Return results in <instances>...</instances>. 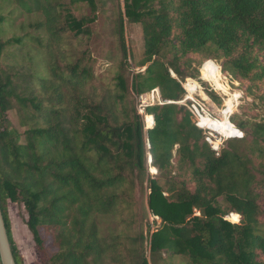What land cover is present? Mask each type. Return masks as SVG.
<instances>
[{
	"label": "trees",
	"instance_id": "16d2710c",
	"mask_svg": "<svg viewBox=\"0 0 264 264\" xmlns=\"http://www.w3.org/2000/svg\"><path fill=\"white\" fill-rule=\"evenodd\" d=\"M73 1L85 0H0L1 33L15 11L40 16L29 25L39 34L0 38V59L9 61L0 68V208L15 263L24 264L9 201L25 207L43 264H170L175 257L187 264H264L261 180L252 165L253 156L264 158V119L231 115L244 136L227 139L218 152L179 103L182 82L199 76L202 62L193 56L220 61L264 103V91L256 94L264 84V0H122L112 27L121 60L105 87L88 52L76 54L73 41L88 30L69 9ZM126 23L141 25L143 34L134 72ZM154 89L160 99L144 108L153 119L145 130L136 100ZM206 94L220 103L213 91ZM10 110L23 133L7 125ZM144 183L147 207L139 209L136 191ZM138 210L159 218L155 230L148 223L144 234ZM147 237L149 258L142 252Z\"/></svg>",
	"mask_w": 264,
	"mask_h": 264
},
{
	"label": "rangeland",
	"instance_id": "374dc122",
	"mask_svg": "<svg viewBox=\"0 0 264 264\" xmlns=\"http://www.w3.org/2000/svg\"><path fill=\"white\" fill-rule=\"evenodd\" d=\"M118 6H122V0H92L91 3L88 0L85 1H73L68 5L71 12L76 17H83L85 22L83 26L88 30L87 35L82 36L81 39L77 42L73 41L76 47V54L79 55L83 51H87L90 59L88 63L91 65L93 72L96 76L99 77L98 84L105 87L109 85L111 78L113 77L118 61L121 60V52L119 50L120 43L118 40V35H113L112 27L114 25V21L117 18ZM12 22L10 27H5L2 33L0 32V38L3 40H7L15 35L22 33H29L31 36H35L39 34L37 30L33 27H29L33 22L38 20L40 16L35 13H22L20 11H15L13 13ZM94 18V20L90 21V19ZM23 24L25 27L24 31L18 30V25ZM124 40L127 48V52L129 54L127 63L129 64V70L134 72L137 71L138 68L134 67L136 61L140 60L142 57L143 51V34L142 28L139 24H129L126 23L124 26ZM26 44H32L37 46L36 42L32 39L26 40ZM194 59L201 61V65L199 68V76L193 80H195L200 88L192 94V98H187L188 91L186 90L184 84L187 79L182 82L184 89L186 90V95L180 104L186 105L189 109L192 108L191 104L194 103L196 106L198 105V109L201 113H207L212 118L220 119L222 117L221 110L224 108L225 100L229 95H235L234 99V109L231 115L237 114V119L249 121H262L264 119V103L260 98H256L254 96L247 95V87L250 84L248 81L235 79L231 77L227 73L221 70V62H217L212 59H205L204 56H193ZM8 60L0 59V68H5L7 66ZM262 63L264 61L262 60ZM212 64H216L219 67L221 74V83L225 85L226 91L222 92L217 89V87L213 84L211 80H209L204 74L203 70L206 67H209ZM192 79V78H191ZM261 85V83H259ZM206 91H213L220 99V103L213 102L209 96L206 94ZM264 91V84L260 86L258 90H256V94L260 95ZM205 95V96H203ZM157 95L153 98V95ZM227 94V95H226ZM144 97H143V96ZM141 101L140 99L136 100L138 113L143 115L145 106L142 104H149L152 102L154 104L156 101H159V90L154 89L149 93L142 94ZM152 95V96H151ZM255 95V94H254ZM139 97V98H140ZM205 97V98H204ZM208 97V98H207ZM237 98V99H236ZM206 99V100H205ZM154 100V103H153ZM189 101V102H188ZM146 105V106H147ZM143 106V107H142ZM203 111H202V110ZM220 111V112H219ZM229 114V115H230ZM193 120L197 121V117L192 113ZM230 115V116H231ZM229 116V117H230ZM8 122L7 125L10 128H15L19 133H23L25 128L19 126L18 117L15 110H10L7 114ZM142 121L144 124V129H148V125H146L144 118L142 116ZM202 129V128H201ZM249 129V127H248ZM206 137H209L212 141L210 144L212 148L216 147V151L220 152L222 148L226 146L225 141L229 138L234 137H222L216 132H212L207 129H202ZM244 133L242 132V136ZM205 139L208 141V139ZM239 138V136L237 137ZM23 141V138L22 140ZM209 142V141H208ZM217 142L218 144L214 145L213 143ZM252 165L254 166L256 178L261 180V182L257 185L256 191L261 194V197L258 199V204L261 209L264 211V158L253 156ZM148 166H150V161L148 158ZM148 172L151 177H157L158 175L155 172H151L148 167ZM160 183L163 184V181L160 180ZM262 183V184H261ZM190 189H193V186H189ZM149 190L147 188V183H144L143 187L137 189L136 196L139 201V209L142 206H146L147 195ZM218 204L223 210H228L229 204L223 199V197L218 198ZM147 211V210H146ZM7 212L10 220V228L12 238L14 243L22 257L24 264H43V261L36 249V245L33 239V235L27 227V219L28 215L25 210V207L22 203H7ZM139 215L136 216L137 222L141 221L143 223V232L146 235V229L148 227V223L150 226V230L153 231L157 228L160 223L158 217L152 216L149 211H147V215L138 210ZM195 215H199L197 210H194ZM233 214V213H231ZM229 218L232 219L230 217ZM234 215V214H233ZM228 215H225L224 218L228 220ZM156 222H153V220ZM233 220V219H232ZM239 221L241 220L238 219ZM229 221V220H228ZM235 221V220H234ZM232 222V223H239ZM259 221L262 225H258V229L264 233V213L260 216ZM231 222V221H230ZM148 237L147 241L143 245L142 252L149 258V248H148ZM127 262V260H126ZM1 264V263H0ZM129 264V263H128ZM170 264H187V260L183 257H175L172 259Z\"/></svg>",
	"mask_w": 264,
	"mask_h": 264
},
{
	"label": "bare ground",
	"instance_id": "6f19581e",
	"mask_svg": "<svg viewBox=\"0 0 264 264\" xmlns=\"http://www.w3.org/2000/svg\"><path fill=\"white\" fill-rule=\"evenodd\" d=\"M203 74L209 80H211L213 82V84L217 87L218 90H220L222 92H227L225 85L221 83V74H220V70H219L218 65L212 64L209 67H206L203 70ZM184 86H185L186 90L188 91L187 98H189V99L192 98V94L195 93L198 90V88H200L198 83L191 78L187 79ZM201 94H202V92H201ZM203 96H205V95H203ZM235 97H236V94L235 95H229L228 98L225 100L224 108L221 110L222 117L220 119L212 118L207 113H203V114L200 113V116L197 119L198 125L202 128L210 130L212 132H216L219 135H221L222 137L229 138V137H234V136H237V137L242 136V132L238 128H236V126L229 120V116L231 115L230 113L233 112V109L235 106V104H234ZM142 114H143L142 116L144 118L146 125L151 126V124L153 122V119L151 118V116H147V115L145 116L144 111L142 112ZM213 144L216 145L218 143L214 142ZM149 169L152 173L156 171L155 168L150 167V166H149ZM230 217L235 221H239L238 220L239 218H236L233 214H231Z\"/></svg>",
	"mask_w": 264,
	"mask_h": 264
},
{
	"label": "water",
	"instance_id": "95a60500",
	"mask_svg": "<svg viewBox=\"0 0 264 264\" xmlns=\"http://www.w3.org/2000/svg\"><path fill=\"white\" fill-rule=\"evenodd\" d=\"M151 162V155L149 154ZM0 263L1 264H16L11 250L10 242L7 235V230L3 220V215L0 208Z\"/></svg>",
	"mask_w": 264,
	"mask_h": 264
},
{
	"label": "built area",
	"instance_id": "2783aa9c",
	"mask_svg": "<svg viewBox=\"0 0 264 264\" xmlns=\"http://www.w3.org/2000/svg\"><path fill=\"white\" fill-rule=\"evenodd\" d=\"M157 95H153V98L154 97H156ZM140 99V101H141V99H142V97H140L139 98ZM159 100V99H158ZM153 103H154V100H153ZM150 104H152V102L151 103H149L148 105H150ZM143 106H146L147 104H142ZM142 106V107H143ZM191 106H192V108H190V111L197 117V119H198V117L200 116V113H201V111L198 109V105L196 106L194 103H192L191 104ZM202 110V109H201ZM203 111V110H202ZM203 114V113H202ZM199 128H202V127H200L199 125H198V121H196V123H195ZM202 129H204V128H202ZM207 139H208V141H209V143H211L212 141L210 140V138L209 137H206ZM146 147H147V150L150 148V145H149V142H148V140L146 141ZM214 150H216L217 148L216 147H214L213 148ZM148 157H149V153H148Z\"/></svg>",
	"mask_w": 264,
	"mask_h": 264
}]
</instances>
